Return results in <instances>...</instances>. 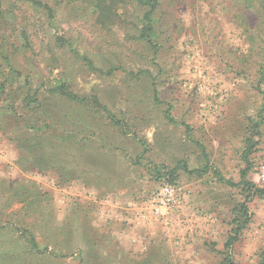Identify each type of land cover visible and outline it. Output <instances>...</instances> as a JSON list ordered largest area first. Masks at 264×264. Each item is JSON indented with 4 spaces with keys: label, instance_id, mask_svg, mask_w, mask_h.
<instances>
[{
    "label": "rangeland",
    "instance_id": "obj_1",
    "mask_svg": "<svg viewBox=\"0 0 264 264\" xmlns=\"http://www.w3.org/2000/svg\"><path fill=\"white\" fill-rule=\"evenodd\" d=\"M227 256L264 264V0H0V264Z\"/></svg>",
    "mask_w": 264,
    "mask_h": 264
},
{
    "label": "trees",
    "instance_id": "obj_2",
    "mask_svg": "<svg viewBox=\"0 0 264 264\" xmlns=\"http://www.w3.org/2000/svg\"><path fill=\"white\" fill-rule=\"evenodd\" d=\"M34 1H37V0H34ZM50 92L56 93V94L64 97L67 100L78 102V103H81V104L85 103L87 101V99H88L86 96H80V95H77L76 93L68 90L66 84H64V83H61V84L55 86L54 88H51ZM91 101L93 102L94 105H96V106L100 107L101 109H103L104 112L108 115L109 118L115 120V118L112 116V114H110V112H108V110H106L105 107L102 106L99 103V101L97 100V98L95 96L91 97ZM227 181L229 182V180H227ZM249 185L250 186H254V184H252L251 182L249 183ZM247 221L248 220H244V222L240 226L239 225L236 226L232 236L229 237V241L225 244V247H228V248L231 247L233 242L236 240L237 234L240 231L241 227H243V225L246 224ZM222 264H233V261H232L230 256H227L224 259V263H222Z\"/></svg>",
    "mask_w": 264,
    "mask_h": 264
},
{
    "label": "built area",
    "instance_id": "obj_3",
    "mask_svg": "<svg viewBox=\"0 0 264 264\" xmlns=\"http://www.w3.org/2000/svg\"><path fill=\"white\" fill-rule=\"evenodd\" d=\"M177 188L164 184L160 187L158 192L153 196L151 201V208L155 214H168L178 208L180 205Z\"/></svg>",
    "mask_w": 264,
    "mask_h": 264
}]
</instances>
